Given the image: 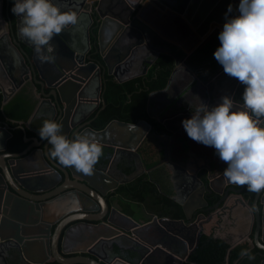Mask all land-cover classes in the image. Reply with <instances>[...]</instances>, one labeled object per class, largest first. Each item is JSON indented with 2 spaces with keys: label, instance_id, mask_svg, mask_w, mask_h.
I'll return each mask as SVG.
<instances>
[{
  "label": "water",
  "instance_id": "obj_1",
  "mask_svg": "<svg viewBox=\"0 0 264 264\" xmlns=\"http://www.w3.org/2000/svg\"><path fill=\"white\" fill-rule=\"evenodd\" d=\"M54 2L62 5V9L65 11L77 12L82 19V29L70 25L53 38L52 42L55 44L54 48L56 50L54 49L49 54L54 60L55 73L53 72L51 80L40 69L37 61L38 53L32 43L21 35V20L20 17L14 14L17 27L16 30L11 32L12 37L6 29H0V95L3 97L5 106L11 101L17 91H20L27 83L32 82L38 85V82H40L43 86L52 87L51 93L54 97L55 106L52 109L54 102L50 97L46 96L47 98L39 106V111L48 109L47 113L43 114L42 119H53L56 117V121L62 125L61 130L66 128L69 130L77 123L84 121V115L89 112L87 107L99 101L102 88L101 79L106 76V73L114 74L119 78L117 71L121 65L126 63L125 59L128 56L127 53L130 47L125 44L127 51L121 52L115 58L111 56V60L106 55L105 50L111 46L113 39H120L124 43L132 42V50L137 52V55L146 46L154 48L151 45L149 32H154L159 36L162 35L149 21L142 17L141 11L145 7L153 5L162 12L170 10L177 13L188 21L190 28L198 33L202 41H204L212 33H220L226 20L225 13L229 5L233 9L232 13H229L230 17L237 14L239 4V0H54ZM2 5L3 0H0V19L4 21ZM96 21L100 27L97 40L100 43L98 51L102 59L96 61L89 55L90 62H86L85 54L89 51L91 45V26ZM11 22H13V19H11ZM106 32L110 34V37L104 44L103 35ZM79 39H83V42L88 44V46L84 47L78 41ZM6 52L7 57H11L8 54L10 52L20 57L22 65L18 66L19 69H14L11 66L9 59L4 54ZM67 62L70 63L69 67L66 66ZM179 62L180 58L175 56V65H178ZM93 69H97L95 79L98 85L96 92L92 91V78L89 77ZM222 69V67H219L218 72ZM175 71L176 68L173 73ZM38 73L40 80L38 79ZM172 76L169 83L172 80ZM150 102L151 96L149 104ZM47 104L51 106L50 109L47 108ZM242 106V102L237 103V107ZM185 111L181 113H185ZM91 112L88 114L90 115ZM32 114L33 118L35 116L40 117L38 110H34ZM188 115L189 112L180 116L174 115L172 120L169 118L165 120L163 117L161 119L168 130H173L169 121H182ZM88 123L90 124L91 121ZM150 127L151 124L147 120L129 122L114 119L103 129L98 130L89 126L88 130L98 141L101 139L102 141L100 142L102 143H107L105 137L111 131L116 132V136L121 139V141L113 143L117 149V155L133 156L139 165L144 166L142 156L137 151V147L146 137ZM23 128L25 127L23 126ZM35 129L38 131V124L35 125ZM11 136V126L0 125V156L2 158V162H0V226L1 224L2 226L4 225L5 230L8 232L7 238L12 241L15 240L25 249L30 239L37 237V235L38 238L40 236L46 237L47 246H52V253L50 250L49 255L53 254L61 263L105 264L100 254L96 256L82 254L76 256L64 255L60 249V237L65 225L71 221L84 220L91 226L106 223L117 231L125 229L135 234L137 228L140 227L138 220L118 207L111 208L109 206L100 189V185H104L101 179H95L96 182H94L92 178L76 171L74 167L65 168L61 166L57 160L51 157L48 143L45 144L44 148H39L38 159L31 157L33 152L35 153L32 150V145L19 153L2 152L7 150ZM35 139L37 138L35 137ZM35 160L38 161L36 162ZM222 164L223 169L220 167L219 170L211 174L207 184L197 190V193L191 195L190 191L191 197L188 201L182 203L188 219L192 218L197 202L200 203V206L208 205L209 201L204 195L206 186L209 192L217 191L222 194L225 186L231 185L227 188L224 198L228 196L230 191H240L244 187L241 186L242 188L238 189L236 187L237 184L229 182L224 175V169L227 165ZM183 168L187 171L186 175L196 182L193 186L191 185L192 188L190 190H194L203 184V180L189 166L183 165ZM95 174L98 173L96 172ZM219 184H221L222 188L220 191L216 189V185ZM260 197L264 203V189L258 192L254 201L257 222L255 243L264 249V238L261 240L260 237V232L262 227H264V205L260 207L258 203ZM86 199L92 203L95 202L98 209L82 208L81 203H86ZM222 200L223 198L213 207L218 209ZM98 203L103 205L104 210L106 209L105 214L101 210L99 213ZM67 214L69 215L61 220ZM52 215L57 216L53 217V219H60L53 236L51 235L52 221L56 220L52 219ZM116 215L118 218L115 219L114 216ZM180 223L185 229H190L193 225L200 227L197 223L185 222L184 219H181ZM163 227L161 225L157 226L159 230H162ZM150 248L152 250L164 249L160 243H152ZM121 261L126 264H132L124 260ZM45 262L46 259L40 263L45 264ZM261 264H264V260Z\"/></svg>",
  "mask_w": 264,
  "mask_h": 264
},
{
  "label": "flooded vegetation",
  "instance_id": "obj_2",
  "mask_svg": "<svg viewBox=\"0 0 264 264\" xmlns=\"http://www.w3.org/2000/svg\"><path fill=\"white\" fill-rule=\"evenodd\" d=\"M2 6L4 21L0 19V29H6L11 36V32L16 30L17 27L14 13L11 10L13 0H3ZM11 19H13V22H11ZM99 29L100 27L96 21L91 26V45L89 47V51L85 54L86 62H90V59L88 58L89 55L96 61H100L102 59V56L98 51L100 44L97 40ZM103 36V42L106 44L110 34L106 32ZM78 41H80L84 47L88 46V44L83 42V39H79ZM51 44L55 47V44L52 41ZM124 44L125 43L120 39H113L111 46L105 50L106 55L109 56V59L111 60V56L115 58L117 55L121 54L123 51L122 49H124L126 45L130 47L129 50L131 53L128 55L126 63L121 65L117 71V76L119 78H117L114 74L108 73H106V76L102 77V88L99 101L87 107L89 112L92 111L90 115L88 114L89 112L86 113L83 118L84 121L77 123L75 126L69 128V130L68 128L62 130V132L65 133L69 139L78 137L80 134L90 133L88 127H93V118L99 116L102 110L107 106L105 91L108 79L113 78V80L119 82L127 80V75L124 74L131 70L132 65L135 64L137 59L145 57L149 53H144L143 49H146L143 48L139 52V55H137L138 53L132 50V42H127L125 46ZM54 49L56 50V48ZM41 54L51 57V60L42 62L40 59ZM41 54H37L38 65L43 74L51 79L54 72V60L46 50ZM188 56L189 55L185 58H180V63L178 64L179 67L177 65L174 67V69L177 68V79L175 75V81L178 86L171 84L170 82L164 89L152 91L149 95V98L151 96V101L153 98V100L157 101L159 104L157 105L154 101L156 106H151L152 103H148L147 111L151 117L155 118L159 122V126L162 128L157 127L156 124L151 123L147 119L138 120H147L151 124L146 137L137 147V151H139L142 156L144 166L139 165L133 156L117 155V149L113 143L119 142L121 139H119L116 136L117 133L113 131L105 137L107 143H102L100 142L102 140L99 139V142L103 145V155L94 166L92 174H85L92 178L94 182H96L95 179L98 178L104 182V185H100V189L102 190L103 197L106 202L111 208L118 207L124 212L134 216L140 223V227L137 228V232L133 234L132 231H127L125 229L117 231L106 223L91 226L84 220L71 221L65 225L60 237V249L64 255L76 256L78 254H82L96 256L97 254H100L103 261H105V264H126L121 260L132 264H183L189 259L190 255L198 246L205 224L211 222L215 215H219V213H217V208H214L213 206L223 198L219 204L220 208L221 203L226 200L230 194L229 193L228 196L224 198L226 196L227 188L231 185L225 186L222 194L217 191L209 192L206 186L204 189V195L208 199L209 203L208 205L200 206V203L197 202L196 209L190 219L186 217L182 204L183 202L188 201L193 193H197V190H200L204 184H207L211 174L219 170L220 167L221 169L224 168L222 167L223 164L220 163L221 160L219 159V156L216 155L215 150L212 151L213 154L204 152L203 149H209V146H205L196 141H189L188 146L183 149L179 137L186 136L187 133L182 126V121H169L173 130H168L161 117L165 118V120L167 118L172 120V116L174 115L180 116L181 114L189 112V115L186 117L189 118L192 115V112H194L197 107L201 106L203 102L210 107L215 106L221 102V98L225 95L231 96L237 104L242 102L243 93H239L241 83L236 78L227 75L223 69L220 72H217V74L208 81L199 79L189 67L187 62ZM23 57L25 58L24 55ZM69 65L70 63L67 62L66 66L69 67ZM220 67H222V65H220ZM146 68L148 69V67ZM29 71L32 73L31 70ZM96 71L97 69H93L92 74L89 76L92 78L91 85L94 88H92V91L94 90V92H96L98 85V82L95 79L97 74ZM148 72L149 70L147 72H143V75H146ZM38 79L40 80L39 73ZM28 84L33 85V87L35 86V91L38 94L36 97L38 100L34 110H38L40 117L35 116L33 118L32 112L27 120L18 125L24 134V141L26 143V146L21 151H13L10 149L9 141L14 135L13 132L15 128L8 123L6 118H0L1 126L10 125L12 128V136L8 141V148L2 152L10 151L19 153L32 145V150H34L35 153L33 152L31 157L34 159L36 157L38 159L39 148H44V146H46L45 144L48 143L47 140L40 138L39 131H36L35 129L36 124H38V128L42 125L44 121L42 116L48 111V109L39 111V106L42 104L43 100L47 98L46 96L50 97V99L54 102V97L51 93L53 88L47 85L43 86L40 82H38V85L32 82ZM20 91H17L11 101L5 106L15 102V97L20 93ZM0 97L3 100L2 95H0ZM27 98L24 97L22 100L29 105L30 99ZM54 104L55 102L53 103L52 109L55 106ZM170 106L172 107L170 108ZM47 108L50 109L51 106L47 104ZM184 110H186L185 113H181ZM53 119L56 120V117ZM90 121L91 123L89 124L88 122ZM23 126L25 128H23ZM152 135L154 139L162 145L164 154L161 158H159V162L156 165L148 166L143 153L148 152L146 155L150 154V149L152 150L154 148L153 145L151 147L152 143L150 144L147 142ZM35 137L37 139H35ZM48 146L51 152L52 146L50 144H48ZM35 161L37 162L38 160ZM183 165L186 167L189 166L191 170L196 172L199 178L203 180V184L194 190H190L192 188L191 185L193 186L196 182H194L191 177L186 175L187 171L184 170ZM96 172L98 174H95ZM142 175H145L157 185L156 194L159 199L157 206H155L154 202L149 200L147 202H141L132 199L130 197L131 195L137 196V194L133 192L136 191L134 189L132 192L127 189H121L124 185H133V182H137L138 178ZM216 186L218 191L222 189L221 184ZM236 187L238 189L242 188L241 185L238 184ZM190 191L191 195L189 194ZM236 192L244 194V196L249 195L250 199H252L251 201L245 202L239 201V203L249 208L251 219L248 217L245 220L247 222L249 221L252 227V231L249 235V238L251 239V247L253 248L257 246L259 248L258 253L262 255L263 261L264 249L260 248L255 243V238H253L255 228L257 226L254 201L259 191L252 194V192L244 186L240 191ZM85 201L87 202L81 203L82 208L90 210L98 209L95 202L92 203L87 199ZM172 202H176L179 206L175 207V205H173V208H171ZM258 203L260 204V207H263L264 203L262 202L261 197L259 198ZM98 205L99 213L103 211L105 214L106 209H103V205L100 203H98ZM126 207L133 209L134 213L126 211ZM177 209L180 211L182 210L183 214L181 217H174V213L175 211L177 212ZM169 211H172L173 215L169 213ZM68 215L69 214L65 215L61 218V220L65 219ZM53 217L57 216L52 215V219ZM114 217L115 219L118 218L117 215ZM181 219H184L185 222H195L200 227L198 228L197 225H193L190 229H185L180 223ZM53 220L56 221H52V236L60 223V219L57 220V218H55ZM158 225L164 226L163 229L159 230L157 228ZM0 228V264H43L40 262L45 259V264L53 259L59 262L53 254L49 255L50 250L52 253V246H47L46 237L43 238L40 236V238H38L37 235V237L28 241V244L24 249L21 244L17 243L15 240L12 241L7 238L8 232L5 230L4 225L2 226L1 224ZM239 240L242 242L247 239L239 238ZM152 243H160L163 245L164 249L152 250L150 248ZM233 245L236 244L233 243Z\"/></svg>",
  "mask_w": 264,
  "mask_h": 264
},
{
  "label": "clouds",
  "instance_id": "obj_3",
  "mask_svg": "<svg viewBox=\"0 0 264 264\" xmlns=\"http://www.w3.org/2000/svg\"><path fill=\"white\" fill-rule=\"evenodd\" d=\"M12 12L20 17V32L36 52H53V38L68 28L82 29L75 11H65L54 0H13ZM229 5L219 33L214 58L224 72L244 87L242 107L225 95L215 106L202 103L182 126L192 140L215 149L226 163L224 175L249 191L264 189V0H239L237 14ZM42 62L51 60L40 55ZM55 119H45L39 136L52 146L50 155L65 167L91 175L103 155V145L90 133L69 139Z\"/></svg>",
  "mask_w": 264,
  "mask_h": 264
},
{
  "label": "trees",
  "instance_id": "obj_4",
  "mask_svg": "<svg viewBox=\"0 0 264 264\" xmlns=\"http://www.w3.org/2000/svg\"><path fill=\"white\" fill-rule=\"evenodd\" d=\"M149 13V14H147ZM143 16L149 22L154 24L165 34H169L177 26L178 21L174 12H162L153 5L147 6L143 11ZM177 23V24H176ZM176 27L175 30H177ZM188 29H190L187 26ZM174 30V31H175ZM179 34V33H178ZM171 36V35H170ZM219 32L212 33L198 46L193 48L196 43L189 46L192 49L188 56L187 62L194 74L203 81H208L213 78L220 67V64L214 58V51L219 46ZM188 44V43H186ZM175 67V55L171 52H165L159 55L156 61L151 65L149 72L146 75L136 76L131 79L119 82L109 78L106 84L105 99L107 106L102 110L99 116L93 118V127L95 129H103L111 120L120 119L129 122H135L139 119H147L151 123L159 126V122L151 117L147 111L149 103V95L152 91L164 89L168 86L170 77L172 76ZM244 85L241 83L239 93H243ZM31 115L29 105L22 99H17L8 106L3 105V100L0 97V118L7 119L8 123L15 128L14 135L9 141V147L13 151H21L26 146L24 134L18 127ZM151 138V139H150ZM147 142L153 145V149L143 153L144 159L148 166L156 165L164 154L162 145L154 139L153 135ZM155 140V141H154ZM182 148L188 146L189 141H194L188 135L179 137ZM150 148V147H149ZM123 190H132L137 196H130L132 199L147 202L148 200L158 205L157 185L145 175L138 178L133 185H124ZM140 190V191H139ZM252 192V191H251ZM255 192H252V194ZM250 196H244L236 191H231L228 198L224 200L220 208L222 212L205 224L200 237L198 246L190 255L189 259L183 264H261L262 255L258 253L257 246L251 247L249 240H244L239 244L233 245L232 242L215 234L216 228L222 222V213L225 209L231 208L238 201H251ZM178 207L176 202H172V207ZM129 213H134L133 209L125 208ZM172 214V211H169ZM174 217H181L182 210L175 211ZM173 215V214H172ZM258 253V254H257ZM47 264H62L56 260H51ZM85 264V263H81Z\"/></svg>",
  "mask_w": 264,
  "mask_h": 264
},
{
  "label": "crops",
  "instance_id": "obj_5",
  "mask_svg": "<svg viewBox=\"0 0 264 264\" xmlns=\"http://www.w3.org/2000/svg\"><path fill=\"white\" fill-rule=\"evenodd\" d=\"M68 1V0H66ZM135 2V1H133ZM144 8V7H143ZM142 8V9H143ZM146 8V7H145ZM144 8V9H145ZM141 9V8H140ZM143 9V11H144ZM143 11H141L142 17L143 16ZM170 10L164 11V12H169ZM149 14V13H147ZM175 17L176 20L178 21V24L176 27H174L171 32L169 31V34H165L164 32H162L160 29H158L154 24H151L161 33V35L163 36H159L154 32H149V36H150V40H151V45L154 46V48L150 47V46H146L144 47L146 50L143 49L144 53H148L145 57L139 58L137 59V61L135 62V64L132 65L131 70L127 71L124 75L126 76V79H131L133 77L136 76H141L143 75V72H147L149 70V68L151 67V65L156 61V59L159 57L160 54L165 53V52H171L174 53L175 56H178V58H185L187 55L190 54V52L192 51L193 48H195L196 46H198L200 44V42L202 41V38L199 36L198 33H196L194 30H192L190 28V26L188 25V21L185 20L182 16L178 15L177 13H175ZM145 19V18H144ZM146 21H148L147 19H145ZM187 26L190 28L188 29ZM179 33V34H178ZM188 43V44H186ZM193 43H196V45L192 48L189 49L188 45H191ZM126 44V43H125ZM124 44V46H125ZM122 52H126L127 48L124 47V49H122ZM131 53L130 50H128V55ZM5 56L7 54L4 53ZM9 56L11 57H7L11 63V66L14 69H19L18 66H21V60L20 57L15 54V53H8ZM128 57V56H127ZM127 57L125 59V62L127 61ZM180 63V62H179ZM178 63V64H179ZM179 67V65H177ZM148 67V69L146 68ZM177 70V68H176ZM175 75H176V71L173 73L172 76V80H171V84H175L176 86L177 83L175 81ZM176 79H177V75H176ZM22 91H20V93L15 97V100L17 99H23L24 97H29L27 99H30V110L31 113L33 112L37 100L36 97L38 96V94L35 91V86L33 87V85L31 84H26L22 89ZM155 99V98H154ZM153 100L150 102V104L152 103L153 105L156 106V104L158 105L159 103H157V101ZM113 132V131H111ZM92 134V133H90ZM111 134V133H110ZM43 146V145H42ZM209 149L215 150L214 148L209 146ZM216 153V152H215ZM217 155V154H216ZM0 162H2V158L0 156ZM222 209L218 208L217 209V213H221ZM222 217H223V224L221 223L219 227L216 228V232L215 234L218 236H221L223 238H225L226 240L235 243V244H239L240 240L239 238H245L249 241H251V239L249 238L250 232L252 231V227L250 222L246 221L245 219L250 217V213H249V208L247 206L242 205L241 203H239V201L232 206L231 208L225 209L222 213ZM249 220V219H248ZM219 228V229H218ZM260 237L261 240H263L264 238V227H262V231L260 232ZM253 238H255V232L253 235ZM264 251V250H263Z\"/></svg>",
  "mask_w": 264,
  "mask_h": 264
},
{
  "label": "rangeland",
  "instance_id": "obj_6",
  "mask_svg": "<svg viewBox=\"0 0 264 264\" xmlns=\"http://www.w3.org/2000/svg\"><path fill=\"white\" fill-rule=\"evenodd\" d=\"M151 106H153V104H152ZM203 151H204V152H209V153H212V149H206V150H205V149H203ZM212 154H213V153H212ZM219 159H220V158H219ZM221 162H222V163H224V164H226V163H225V162H223L222 160H221ZM221 223L223 224V217H222V222H221ZM218 229H219V228H218Z\"/></svg>",
  "mask_w": 264,
  "mask_h": 264
}]
</instances>
